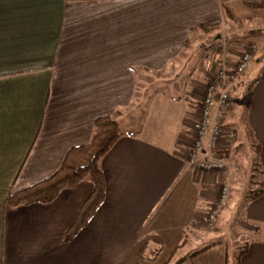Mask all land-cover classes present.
Returning <instances> with one entry per match:
<instances>
[{
    "label": "crops",
    "instance_id": "obj_1",
    "mask_svg": "<svg viewBox=\"0 0 264 264\" xmlns=\"http://www.w3.org/2000/svg\"><path fill=\"white\" fill-rule=\"evenodd\" d=\"M249 2L0 0V264H161L185 241L184 251L190 234L204 235L223 177L190 167L186 152L201 109L196 91L213 67L202 56L177 97L159 85L176 84L194 35L226 24L225 8L242 18ZM169 71L161 82L151 78ZM247 103L262 193L244 206L253 235L241 264H264V73ZM101 116L115 118L124 135L100 161L105 201L66 241L90 179L48 204L11 206L8 198L52 176L71 148L90 142ZM221 243L182 264H226Z\"/></svg>",
    "mask_w": 264,
    "mask_h": 264
},
{
    "label": "rangeland",
    "instance_id": "obj_2",
    "mask_svg": "<svg viewBox=\"0 0 264 264\" xmlns=\"http://www.w3.org/2000/svg\"><path fill=\"white\" fill-rule=\"evenodd\" d=\"M249 1L252 2L245 4V6L249 7L251 12L245 13L240 19L235 18L234 23H232V19L227 18L228 21L223 26L214 28L209 33L194 35L193 42L185 54L187 61H182L184 65L181 68V74L174 78L176 84L163 83L159 85L160 91L172 97H177L182 94L183 82L190 80L194 71H197L196 69L200 67L202 56H207L208 62L213 67L212 73L214 75L219 61H225L233 66L251 44H256L258 47V52L254 56L250 68L234 83L232 104L228 112V121L234 122V124H231L238 132L236 140L232 143L231 158L228 161L230 167L238 168L236 174H233L229 181L232 190L230 202L227 203L226 208L224 207L225 209L223 208L222 213H219L217 226L212 229L206 225L205 230L203 229L204 235L198 239L190 234L184 251H180L177 256H182L184 252L186 253L189 250L194 252L215 242H222V247L228 251L226 257L230 259V264H235L240 252L248 244V239L253 235L244 222V206L250 201L251 194L260 188L261 173L254 161L255 153L254 144L252 143L254 138L251 137L250 129L247 126L245 105L249 97V87L256 81L257 77L264 73V0ZM199 49H202V52H199ZM170 71L166 75H151V78L157 76L160 78L159 82H161L162 78L168 77V74L173 75ZM149 79H146V82H150ZM208 83L209 81L205 82L206 87ZM146 86L147 83L143 85V89ZM205 86H199L196 91L199 97L198 108L202 107ZM139 104L142 105L145 114L148 101L143 98V101ZM196 113L198 114V111ZM193 119L192 126L196 127L197 122H199L197 115ZM195 136L196 129H193L187 141L190 149ZM189 151L186 152V156L190 153ZM177 256L176 258H178Z\"/></svg>",
    "mask_w": 264,
    "mask_h": 264
},
{
    "label": "trees",
    "instance_id": "obj_3",
    "mask_svg": "<svg viewBox=\"0 0 264 264\" xmlns=\"http://www.w3.org/2000/svg\"><path fill=\"white\" fill-rule=\"evenodd\" d=\"M227 18L232 20L231 11L225 8ZM251 87H249L250 90ZM250 103L246 105V113L249 110ZM236 125V124H235ZM238 128V126L236 125ZM249 128V127H248ZM250 129V128H249ZM251 133V131H250ZM124 135L121 124L112 116H101L95 120V128L90 142L73 147L67 153L60 168L50 177L41 180L29 187L14 192L8 198V204L11 206H28L34 203L48 204L57 199L60 193L67 189H74L84 180L90 179L94 188L91 195L78 211L76 218L66 234V241L72 240L81 229H83L97 212L106 198V178L100 166L101 158L113 148L118 140ZM252 136V135H251ZM254 161L259 167L261 173L260 145L253 139ZM260 188L251 194L250 200L255 199L262 193V181ZM178 246L171 257L161 264H182L189 258L205 251L207 247L190 252L185 256L176 258L179 249L185 245ZM247 248L240 252L235 264H241V257ZM135 264H160L156 263L155 258H147L144 261ZM226 264H230V259L226 257Z\"/></svg>",
    "mask_w": 264,
    "mask_h": 264
},
{
    "label": "built area",
    "instance_id": "obj_4",
    "mask_svg": "<svg viewBox=\"0 0 264 264\" xmlns=\"http://www.w3.org/2000/svg\"><path fill=\"white\" fill-rule=\"evenodd\" d=\"M257 52V45L251 44L235 65L230 66L225 61H219L203 97L196 136L187 162L192 168L222 174L220 196L205 218L209 228L215 227L219 213L227 205L232 191L229 181L238 170L228 164L232 143L238 136L236 128L228 121L234 83L248 70Z\"/></svg>",
    "mask_w": 264,
    "mask_h": 264
}]
</instances>
